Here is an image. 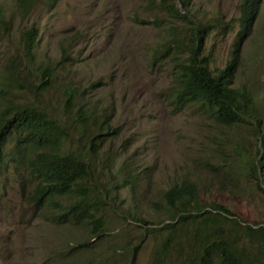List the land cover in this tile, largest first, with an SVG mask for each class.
Listing matches in <instances>:
<instances>
[{
    "label": "rangeland",
    "instance_id": "obj_1",
    "mask_svg": "<svg viewBox=\"0 0 264 264\" xmlns=\"http://www.w3.org/2000/svg\"><path fill=\"white\" fill-rule=\"evenodd\" d=\"M238 1L190 0L188 14L213 26L204 47L211 67L222 66L229 54L233 31H227L224 23H235ZM0 7L5 20L0 25V72L8 64L19 77L25 61L19 32L33 25L37 28L34 60H59L61 45L69 54L59 62L51 86L38 96L40 105L52 116H66L70 110L63 109V86L70 83L77 102H84L100 116L102 111L112 115L111 128L87 178L104 196L97 214L103 220L102 234L92 235L81 222H52L46 216L55 208L32 209L29 195L18 188L14 175L2 171L0 264H130L132 251V264H150L158 236L163 238L166 233L161 227L164 223L157 222L165 216L158 191L182 177L196 180L201 203L221 202L240 221L264 219V192L242 168L231 188L221 179L222 173L205 163L219 157L227 141L235 142L232 135L244 129L224 127L192 104L171 113L163 100L164 91L172 85V59H154L151 54L159 52L169 35L184 33L183 23L166 17L148 0H55L50 8L46 0H35L26 12L16 0H0ZM216 15L223 21H215ZM233 81L248 88L254 107L264 116V0L240 46ZM6 98L19 102L33 97L27 87L10 86L0 73V104ZM250 141L245 145L252 151L254 138ZM76 143L65 142L63 147L74 150ZM103 155L107 161L101 167ZM125 166L131 167L133 183L122 180L128 167L117 172V167ZM220 182L225 185L221 191ZM185 232L179 226L171 233L177 245ZM180 244L185 246L184 239ZM181 248L176 256L159 253L161 264H175L184 256Z\"/></svg>",
    "mask_w": 264,
    "mask_h": 264
},
{
    "label": "trees",
    "instance_id": "obj_2",
    "mask_svg": "<svg viewBox=\"0 0 264 264\" xmlns=\"http://www.w3.org/2000/svg\"><path fill=\"white\" fill-rule=\"evenodd\" d=\"M148 1L166 17L186 26L184 33L173 36L171 43L151 54L154 59L165 56L172 59V85L163 94L169 111L175 113L192 104L194 109L209 113L214 122L224 127L244 129L232 135L235 142L227 141L219 157L205 163L210 170L222 173L221 179L228 181L231 188L242 168L254 186L264 192V116L254 107L248 88L244 84L235 85L233 81L240 60V46L251 32L261 0L238 1L237 28L229 54L215 70L209 67V56L204 50V41L212 24L195 20L188 14L190 0ZM46 2L50 8L55 0ZM16 3L26 12L35 0H16ZM216 17L223 21L220 15ZM3 21L0 7V25ZM18 40L20 52L25 57L19 77L13 75L15 70L8 64L0 73L10 86L27 87L33 98L19 102L6 98L0 104V172L10 171L14 175L18 188L31 196L32 209L55 208L46 216L52 222L57 225L70 220L81 222L89 226L92 235H100L104 226L101 215L97 214L104 196L99 189L90 186L88 181L91 179L87 178L99 154L100 143L111 128L110 117L93 113L94 110L85 104L73 109L74 93L70 83L63 86V109L70 113H65L62 118L50 115L40 105L38 96L51 86L50 77L59 62L69 57L64 51L67 48L61 45L63 52L59 60L36 61L33 50L37 44V28L31 25L21 29ZM75 131H78L77 136ZM252 137L251 151L245 144H251ZM74 141L77 142L74 150L63 147L65 142L74 144ZM106 161L107 156L103 155L100 166L103 167ZM126 167L128 173L122 175V180L133 183L135 177L129 173L130 166L117 167V172ZM224 187L221 182L218 184L219 191ZM230 187L226 190H231ZM158 193L165 216L157 222L164 223L161 227L166 233L163 238L158 236L150 264H161L159 253L162 251L166 253L162 255L176 256L182 239L185 241L181 248L184 256H180L175 264H264V219L240 221L221 202L201 203L197 182L190 177L173 181ZM65 198L70 200L66 202ZM179 226H184L186 232L177 245L171 233ZM173 245L176 247L171 250ZM133 257L132 251L130 264ZM170 260L174 261V258Z\"/></svg>",
    "mask_w": 264,
    "mask_h": 264
},
{
    "label": "clouds",
    "instance_id": "obj_3",
    "mask_svg": "<svg viewBox=\"0 0 264 264\" xmlns=\"http://www.w3.org/2000/svg\"><path fill=\"white\" fill-rule=\"evenodd\" d=\"M173 20V19H172ZM255 20V19H254ZM178 21V20H177ZM206 21H208V20H206ZM215 21H222V20H220V19H217V20H215ZM179 22H181V21H179ZM209 22V21H208ZM181 23H183V22H181ZM184 25H185V23H183ZM224 24H228V27H227V31H233V36H234V32H235V30H236V28H237V21H235V23L234 24H229V23H224ZM212 27L213 26H211V28H210V31H209V34H208V36L210 35V32H211V29H212ZM173 36H180V35H169V37L167 38V40L164 42V45H166V44H169V43H171V38L173 37ZM207 36V37H208ZM233 36H232V38H233ZM207 37H206V39H207ZM232 38H231V41H232ZM206 39H205V41H206ZM245 40V39H244ZM205 41H204V47H205ZM231 41H230V44H231ZM229 48H230V46H229ZM207 55H208V53L207 52H205ZM208 64H209V67L212 69V70H215V68H219V67H216V66H214V67H211L210 66V61L208 62ZM59 67V66H58ZM57 67V68H58ZM57 68L55 69V72H54V74L50 77V78H52L54 75H55V73H56V70H57ZM44 92V91H43ZM74 93V92H73ZM77 99H78V97L76 96V94L74 93V100H73V109L74 108H76L79 104H85L84 102H77ZM64 101H65V93H64V97H63V106H64ZM76 101V104L74 103ZM87 107H90V106H88L87 104H85ZM182 110V109H181ZM101 113H103V114H107V115H109V117H110V119L109 120H111L112 119V115H111V112L110 111H102ZM29 199L31 200V202H32V199H31V196H29ZM70 221H72V220H70ZM70 221H66V222H63V223H67V222H70ZM135 250V249H134ZM133 253H134V251H133Z\"/></svg>",
    "mask_w": 264,
    "mask_h": 264
}]
</instances>
